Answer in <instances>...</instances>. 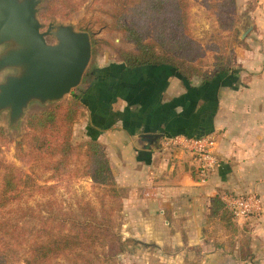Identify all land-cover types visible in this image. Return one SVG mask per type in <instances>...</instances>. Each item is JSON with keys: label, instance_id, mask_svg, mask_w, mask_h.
Here are the masks:
<instances>
[{"label": "crops", "instance_id": "0c3cea01", "mask_svg": "<svg viewBox=\"0 0 264 264\" xmlns=\"http://www.w3.org/2000/svg\"><path fill=\"white\" fill-rule=\"evenodd\" d=\"M255 1L264 47V0ZM258 55L206 84L167 65L126 68L122 60L101 61L89 72L95 82L86 84L73 141L104 145L123 193L119 228L134 242L137 264H232L229 235L212 206L227 191L253 190L264 208V55ZM174 135H216L219 165L207 182L193 152L165 146L164 137Z\"/></svg>", "mask_w": 264, "mask_h": 264}, {"label": "trees", "instance_id": "16d2710c", "mask_svg": "<svg viewBox=\"0 0 264 264\" xmlns=\"http://www.w3.org/2000/svg\"><path fill=\"white\" fill-rule=\"evenodd\" d=\"M89 1L110 6L104 13L111 19L112 30L135 46L133 50H120L126 68L167 65L188 80L199 77L203 84L238 71L229 63L210 74L199 67L197 59L203 49L191 32L189 0H49L43 16L49 15L55 4L69 16ZM205 4L215 12L222 10L224 15L228 8L235 10L237 1L205 0ZM90 36L94 48L97 41ZM89 75L84 74L67 100L28 117L26 135L16 142V149L20 161L39 164L44 171L62 175L70 170L72 175L89 176L98 190L97 203L81 198L76 208L68 210L52 200L24 207L20 203L26 194L52 187L39 186L35 174L0 161V264H21L25 254L24 264H104L100 247L122 244L115 216L122 210L123 194L106 149L97 141L72 143L74 124L83 114L86 84L95 82L94 78L88 80ZM25 148L27 159H20ZM212 214L220 217L227 229H235L231 221L234 217L221 195L213 199Z\"/></svg>", "mask_w": 264, "mask_h": 264}, {"label": "rangeland", "instance_id": "374dc122", "mask_svg": "<svg viewBox=\"0 0 264 264\" xmlns=\"http://www.w3.org/2000/svg\"><path fill=\"white\" fill-rule=\"evenodd\" d=\"M191 2V32L197 42L202 46L203 54L197 60L199 67L205 73H214L216 69L224 64H231L240 68L241 59L254 60L263 54L264 47L262 45V33H257V15L254 13L255 0H236V8L226 9L222 14V10L214 11L206 7L205 0H189ZM49 0H44L40 11V19L47 26L51 21L63 23H73L78 30L88 31L97 41L95 47H92V57L85 73H89L92 69L97 68L101 61L109 62L121 60L120 50H133L135 46L123 38V35L111 28V19L104 11L111 7L101 2L89 1L82 9L65 16L66 10L55 4L48 10L49 15L43 16V11L48 5ZM220 13V14H219ZM248 30V32H246ZM49 43H54L53 37L47 38ZM0 75V80H1ZM76 89V88H75ZM71 94L67 95L63 100H67ZM61 101V102H63ZM60 102V103H61ZM58 104V103H57ZM55 105V104H53ZM51 106V105H50ZM47 107H41L33 104L28 114L19 128L9 129L7 117L2 115L0 120V129L2 136L0 138V161L18 166L26 173L36 175V183L39 186H51L52 188L37 190L33 195L26 194L21 201V205L36 207L49 200L61 203L63 207L76 208V201L81 198L89 199L92 203H97V189L94 187L92 178L89 176H81L73 174L70 170H65L62 175H56L53 171H44L39 164L28 161L19 160L16 149V142L20 141L26 135V122L28 117L36 112L44 110ZM4 131V133H3ZM74 134V133H73ZM217 140L216 135H213ZM7 140V141H6ZM87 141L76 142L84 143ZM25 153L27 148L20 154V159H27ZM237 193L242 195H257L260 193L253 190L246 191H227L225 194ZM123 194V193H122ZM123 201V199H122ZM123 210V203H122ZM121 210V211H122ZM116 212V231L122 237V244L113 243L107 247H100V252L105 256L104 264H137L141 259L137 256L135 249L132 248L133 241L125 239L119 228V215ZM230 217V215H228ZM235 225V229L225 228L229 237V245L233 250L231 256L232 264H264V208L258 213L252 215L248 220L242 223L231 220ZM110 253L111 255L109 256ZM237 258H240L238 261ZM26 254L21 257L20 263L24 264ZM64 263L65 260L61 259ZM141 262V261H140ZM139 262V263H140Z\"/></svg>", "mask_w": 264, "mask_h": 264}, {"label": "water", "instance_id": "95a60500", "mask_svg": "<svg viewBox=\"0 0 264 264\" xmlns=\"http://www.w3.org/2000/svg\"><path fill=\"white\" fill-rule=\"evenodd\" d=\"M43 3L0 0V120L6 116L9 129L20 127L33 104L63 101L82 83L92 57L89 32L73 23L45 26L39 16Z\"/></svg>", "mask_w": 264, "mask_h": 264}, {"label": "built area", "instance_id": "2783aa9c", "mask_svg": "<svg viewBox=\"0 0 264 264\" xmlns=\"http://www.w3.org/2000/svg\"><path fill=\"white\" fill-rule=\"evenodd\" d=\"M165 146L175 145L190 150L199 163V176L201 181L207 182L210 175L219 165L215 153L216 140L212 135L202 137H190L186 135H174L164 137ZM223 200L231 211L235 222L242 223L252 215L263 210V204L257 195H242L237 193L225 194Z\"/></svg>", "mask_w": 264, "mask_h": 264}]
</instances>
